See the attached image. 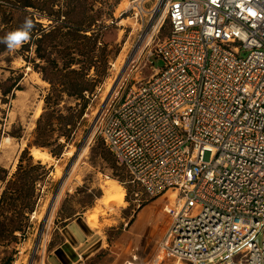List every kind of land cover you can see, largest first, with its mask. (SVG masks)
Returning a JSON list of instances; mask_svg holds the SVG:
<instances>
[{
    "label": "built area",
    "instance_id": "2783aa9c",
    "mask_svg": "<svg viewBox=\"0 0 264 264\" xmlns=\"http://www.w3.org/2000/svg\"><path fill=\"white\" fill-rule=\"evenodd\" d=\"M158 1L151 75L95 125L134 203L176 193L148 264H264V0Z\"/></svg>",
    "mask_w": 264,
    "mask_h": 264
},
{
    "label": "rangeland",
    "instance_id": "374dc122",
    "mask_svg": "<svg viewBox=\"0 0 264 264\" xmlns=\"http://www.w3.org/2000/svg\"><path fill=\"white\" fill-rule=\"evenodd\" d=\"M95 6L103 12L100 20L104 23L102 43L98 44L94 67L89 71L95 89L86 94L88 106L82 124L75 140L67 144L60 157H54L49 148L29 147L34 161L40 160L50 173L38 181L36 203L24 229L16 231L11 241L0 243V264L7 259L11 264H120L135 236L136 214L142 204L150 202L138 206L132 201L131 186L123 183L126 181L123 170L96 133L95 125L111 94L123 82H128L125 78L132 80L151 75L152 68L145 64L146 52L170 30L166 3L98 0ZM41 21L49 23L46 18ZM20 46L0 56V83L23 73L22 89L16 91L10 104L2 103L0 91V118L6 116V130L11 131L16 125L21 126L23 132L21 137L5 135L0 139V165L10 173L15 171L19 156L34 138L33 131L51 87L43 73L25 60L24 55L31 56L28 52H16ZM153 61L156 66H162V61ZM122 94L120 90L118 99ZM75 104V98L65 96L60 107ZM59 141L63 143L65 139L61 137ZM33 148L43 154L35 157ZM204 158L209 161L210 152H206ZM108 178L116 179L124 187L125 204L104 202V183ZM175 196L171 190L148 207V212L156 213L151 226L153 236L157 235L159 240L171 217L168 205L174 203ZM94 214L100 225L99 233L86 221Z\"/></svg>",
    "mask_w": 264,
    "mask_h": 264
},
{
    "label": "trees",
    "instance_id": "16d2710c",
    "mask_svg": "<svg viewBox=\"0 0 264 264\" xmlns=\"http://www.w3.org/2000/svg\"><path fill=\"white\" fill-rule=\"evenodd\" d=\"M97 2L0 0V56L8 50L2 42L6 34L19 28L25 18L31 19L30 38L16 52L26 50L31 56L24 55L25 60L51 84L45 95L44 111L33 131L34 138L19 156L15 171L10 173L0 165V243L11 241L16 231L24 229L36 203L38 181L50 173L40 160L34 161L29 147L49 148L54 157H60L67 144L75 140L82 124L88 106L86 94L92 93L96 86L89 71L94 67L98 44L103 38L104 23L100 20L103 12L95 8ZM42 18L49 23H42ZM22 79L23 73L0 83L2 103H11L16 91L22 89ZM65 96L75 98V106L60 107ZM5 118H0V139L5 135L21 137L22 127L13 125V130L7 131ZM61 137L65 139L63 143L59 141ZM2 264H11V260Z\"/></svg>",
    "mask_w": 264,
    "mask_h": 264
},
{
    "label": "bare ground",
    "instance_id": "6f19581e",
    "mask_svg": "<svg viewBox=\"0 0 264 264\" xmlns=\"http://www.w3.org/2000/svg\"><path fill=\"white\" fill-rule=\"evenodd\" d=\"M32 153L37 158L40 157L41 154H43V152H41L37 148H33ZM104 191H105L104 202L106 204H116V205L125 204L124 203L125 189L122 185H120V183L116 179L108 178L104 183ZM143 212L144 213L142 216L145 217V215L148 213V208ZM86 221L90 228L96 230V233H99L100 225L98 223L96 214L89 216ZM158 241L159 240L157 238L150 236V230L147 229L143 241L141 240L139 244H137L136 242H131L120 264H148L149 262H146L147 260L146 256L150 251V249L153 248V246L155 247L156 244H158Z\"/></svg>",
    "mask_w": 264,
    "mask_h": 264
},
{
    "label": "crops",
    "instance_id": "0c3cea01",
    "mask_svg": "<svg viewBox=\"0 0 264 264\" xmlns=\"http://www.w3.org/2000/svg\"><path fill=\"white\" fill-rule=\"evenodd\" d=\"M162 196L158 197V198H155L153 200H150L149 203L145 204L136 214V218H135V221L133 222V230H134V237L133 239L131 240V242H136L137 244L140 243V241L144 240L143 237H145V234L147 232V229L150 230V236H153V233H154V227L151 226V224H153L152 220H153V217L154 215H156V213L154 215L151 214V212H148L145 217H143V211L146 210L148 207L152 206V205H155L156 201H158ZM143 217V219H142ZM170 222V219L168 220V224ZM168 226V225H167ZM140 227V229H139ZM136 233H137V236H136ZM153 237H157L156 236H153ZM138 238V239H137ZM159 240V238H158ZM131 244V243H130ZM130 246V245H129ZM157 247V244L155 245V247L153 246V248L150 249V251L148 252L147 254V260L146 262H149L152 258V256L154 255V252H155V249Z\"/></svg>",
    "mask_w": 264,
    "mask_h": 264
},
{
    "label": "clouds",
    "instance_id": "9594fccd",
    "mask_svg": "<svg viewBox=\"0 0 264 264\" xmlns=\"http://www.w3.org/2000/svg\"><path fill=\"white\" fill-rule=\"evenodd\" d=\"M32 27V20L25 18L24 23L19 28L8 32L2 42L7 45L9 50H14L30 38Z\"/></svg>",
    "mask_w": 264,
    "mask_h": 264
}]
</instances>
